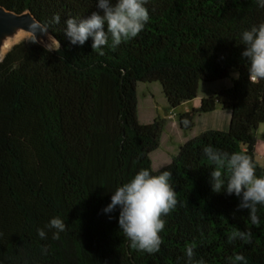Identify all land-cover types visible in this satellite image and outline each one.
I'll use <instances>...</instances> for the list:
<instances>
[{
	"label": "trees",
	"instance_id": "16d2710c",
	"mask_svg": "<svg viewBox=\"0 0 264 264\" xmlns=\"http://www.w3.org/2000/svg\"><path fill=\"white\" fill-rule=\"evenodd\" d=\"M95 4L0 0L7 11L31 13L58 43L48 51L29 37L0 60V264H196L201 258L229 264L237 253L247 264H264V206L257 205L260 222L252 225L239 197L211 190V166L202 155L207 145L247 154L264 175L255 159L264 80L248 79L239 39L242 30L264 22V9L255 0H148L144 29L100 55L91 38L74 45L64 31L69 17L99 12ZM225 79L229 87L201 98L177 122L187 133L196 118L220 109L230 113L228 129L187 140L154 171L150 156L164 121L139 123L137 84L159 83L168 108L176 109L196 98L199 83ZM141 168L170 171L177 197L162 217L160 250L151 255L129 247L118 208L101 211ZM54 216L66 226L56 239L45 228ZM234 229L249 232L250 241H228ZM186 245L194 248L191 260Z\"/></svg>",
	"mask_w": 264,
	"mask_h": 264
},
{
	"label": "clouds",
	"instance_id": "9594fccd",
	"mask_svg": "<svg viewBox=\"0 0 264 264\" xmlns=\"http://www.w3.org/2000/svg\"><path fill=\"white\" fill-rule=\"evenodd\" d=\"M260 9H264V0H255ZM148 0H96V8L86 18L69 17L65 21V35L71 44L83 45L91 38V48L103 55L107 45L115 49L122 42L135 38L149 20L145 5ZM59 22V15L52 17ZM35 30L40 27L33 23ZM46 27V25H45ZM44 30V29H41ZM239 39L243 45L242 58L248 62V79L264 80V22L242 30ZM188 120L181 124L187 126ZM202 155L211 166L210 185L215 193L223 192L240 198L238 208L248 210V218L252 225H259L257 205L264 206V175L256 174V165L247 154L237 151L231 153L207 145L202 148ZM171 173L168 170L153 174L147 168H141L125 183L111 192L110 202L101 210L104 214L119 209L117 224L120 231L129 241V247L147 254L159 252L164 228L163 216L174 210L177 204L176 191L172 187ZM65 222L54 216L45 225L53 230L52 238L65 231ZM39 239L46 238L43 228L36 229ZM251 234L234 229L228 235V241L241 240L249 242ZM42 253L46 249H41ZM194 255L191 245L185 246L184 256L189 260ZM196 264H205L201 258ZM229 264H247L245 257L237 253L230 258Z\"/></svg>",
	"mask_w": 264,
	"mask_h": 264
},
{
	"label": "rangeland",
	"instance_id": "374dc122",
	"mask_svg": "<svg viewBox=\"0 0 264 264\" xmlns=\"http://www.w3.org/2000/svg\"><path fill=\"white\" fill-rule=\"evenodd\" d=\"M28 34H23L12 44L28 39ZM235 75H233L234 77ZM231 85L229 79L212 84L199 83L197 96L194 100L183 103L176 109H169L159 83H138L137 84V117L140 124H148L159 119L164 121V128L160 137L159 148L151 154L152 169H160L176 155L180 146L187 140L199 135L206 130H226L228 118L216 111L213 115L202 119H195L194 127L190 132H182L178 127L177 115L194 109L201 98L206 97L223 87ZM257 144L255 148V159L264 166V124L259 126L256 132Z\"/></svg>",
	"mask_w": 264,
	"mask_h": 264
},
{
	"label": "water",
	"instance_id": "95a60500",
	"mask_svg": "<svg viewBox=\"0 0 264 264\" xmlns=\"http://www.w3.org/2000/svg\"><path fill=\"white\" fill-rule=\"evenodd\" d=\"M33 23L39 24L40 27L33 30L30 27ZM23 34H28L40 46L48 51H53L58 46L54 36L39 23L31 13L25 11L21 14H17L7 11L0 6V60L13 45L17 44L11 45L13 41L20 38L15 37L17 35L23 36Z\"/></svg>",
	"mask_w": 264,
	"mask_h": 264
},
{
	"label": "crops",
	"instance_id": "0c3cea01",
	"mask_svg": "<svg viewBox=\"0 0 264 264\" xmlns=\"http://www.w3.org/2000/svg\"><path fill=\"white\" fill-rule=\"evenodd\" d=\"M199 103H200V101H199ZM199 106V104L198 105H195L193 108H197ZM216 111H219L221 114H223V115H225L226 117L225 118H228V121H226V122H228L227 123V129H228V124H229V120H230V113H229V111H223V110H220V109H216L214 112H212V113H209V114H205V115H201V116H199L197 119H202V118H204V117H206V116H210V115H213ZM226 129V130H227ZM213 130H218V129H213ZM226 130H219V131H226ZM207 131V130H206ZM256 144H257V142H256ZM255 148H256V146H255ZM168 164V163H167Z\"/></svg>",
	"mask_w": 264,
	"mask_h": 264
},
{
	"label": "bare ground",
	"instance_id": "6f19581e",
	"mask_svg": "<svg viewBox=\"0 0 264 264\" xmlns=\"http://www.w3.org/2000/svg\"><path fill=\"white\" fill-rule=\"evenodd\" d=\"M17 37H21V35H17L15 38H17Z\"/></svg>",
	"mask_w": 264,
	"mask_h": 264
}]
</instances>
